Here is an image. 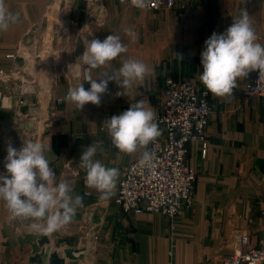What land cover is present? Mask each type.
<instances>
[{
    "label": "crops",
    "instance_id": "1",
    "mask_svg": "<svg viewBox=\"0 0 264 264\" xmlns=\"http://www.w3.org/2000/svg\"><path fill=\"white\" fill-rule=\"evenodd\" d=\"M4 7L19 13L20 22L0 32V71L7 76L0 78V174L6 171L9 142L16 149L28 140L41 142L58 174L56 182H69L83 205L69 224L45 235L31 229L33 221L13 218L0 200V264H31L44 236L61 258L66 249L83 250L80 260L66 259V264H217L240 245L242 236L258 243L264 233V98L246 89L256 71L237 79L230 100L214 96L199 76L205 41L213 32L223 33L242 10L248 11L259 37L264 0H199L186 9L161 12L137 8L131 0H107L94 8L88 0H4ZM111 34L121 36L128 51L110 65L92 69L93 79L117 72L131 58L146 64L150 73L125 89L109 81L103 102L79 111L65 96L84 82L67 75L65 67L83 53L85 41ZM21 44L24 49L17 55ZM168 77L193 81L208 91L212 106L206 155L201 141L188 144L187 161L197 173L193 205L176 219L126 213L115 200L118 185L145 148L119 153L103 123L141 100L158 115ZM20 98L29 105L19 108ZM58 98L62 103L54 112ZM32 111L39 113L38 131L15 121ZM97 142L94 159L119 169L109 199L86 186V172L79 167L83 150Z\"/></svg>",
    "mask_w": 264,
    "mask_h": 264
},
{
    "label": "clouds",
    "instance_id": "2",
    "mask_svg": "<svg viewBox=\"0 0 264 264\" xmlns=\"http://www.w3.org/2000/svg\"><path fill=\"white\" fill-rule=\"evenodd\" d=\"M131 4L143 9L146 0H131ZM19 22L20 14L6 10L4 0H0V32H6ZM257 40L246 9L223 33H212L201 53L203 71L199 76L209 92L230 100L238 78L246 77L252 71L264 74V44ZM127 51L119 35L87 40L77 62L69 65V73L79 79L82 65L90 69L103 68ZM149 73L150 69L142 61L125 59L117 72H106L96 79H89L88 89L84 83L69 88L65 101L79 111L88 103L99 106L102 95L108 92L109 81H116L125 89L134 81H142ZM117 95H122V92ZM155 119V112L141 100L130 104L122 113L112 115L103 124L119 153L133 154L160 136ZM46 147L32 140L24 142L19 149L10 142L7 144L6 171L0 174V200L5 202L13 218L31 220L30 227L34 232L50 235L72 221L77 209L83 205V198L73 194V186L69 182H56L50 162L44 155ZM99 147V142L87 146L80 157L79 167L86 172V186L100 192L101 199H109L114 193L119 169L107 167L99 159H94ZM152 160L153 154L144 151L140 163L149 165Z\"/></svg>",
    "mask_w": 264,
    "mask_h": 264
},
{
    "label": "built area",
    "instance_id": "3",
    "mask_svg": "<svg viewBox=\"0 0 264 264\" xmlns=\"http://www.w3.org/2000/svg\"><path fill=\"white\" fill-rule=\"evenodd\" d=\"M106 1L88 0L92 8L103 5ZM197 1L199 0H146L145 9L152 12L186 9ZM258 42L264 44V30L259 35ZM35 46L37 47V44ZM23 47V44L19 45L17 55H20ZM77 60L78 58L65 67L67 75L74 77L72 72L69 73V65L75 64ZM80 71L82 82L87 83L89 79H93L92 69L88 66L82 65ZM4 77H7L4 71H0V78ZM246 89L249 95L264 98V74L256 71L255 79L247 84ZM163 94L165 101L154 121L161 134L144 150L153 154V160L149 165H142L140 163L142 153L126 168L119 182L115 200L126 213L161 214L176 219L193 205L197 173L187 161L188 144L192 141H201L203 155H206V134L212 106L208 91L199 90L193 81L188 79L166 78ZM61 103L62 99L58 98L54 112ZM28 105L27 99H19V108ZM38 114L32 111L23 116L18 115L16 124H26L32 127L33 131H38L41 124ZM51 169L56 179L58 174L54 168ZM86 195L89 196L91 193L86 192ZM217 264H264V233L256 245L251 243L248 235L242 236L240 245Z\"/></svg>",
    "mask_w": 264,
    "mask_h": 264
},
{
    "label": "water",
    "instance_id": "4",
    "mask_svg": "<svg viewBox=\"0 0 264 264\" xmlns=\"http://www.w3.org/2000/svg\"><path fill=\"white\" fill-rule=\"evenodd\" d=\"M47 88L48 84L45 91ZM30 129L32 130V127H30ZM38 244L40 251L30 258L31 264H66V259L78 261L83 256L79 255L83 252V250L66 249L64 250V257L61 258L57 252L51 251L52 243L48 236H44Z\"/></svg>",
    "mask_w": 264,
    "mask_h": 264
}]
</instances>
